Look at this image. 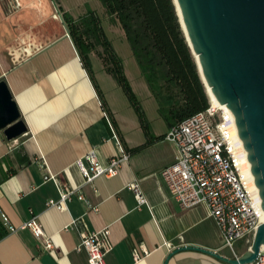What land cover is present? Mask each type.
Segmentation results:
<instances>
[{
    "label": "crops",
    "instance_id": "crops-1",
    "mask_svg": "<svg viewBox=\"0 0 264 264\" xmlns=\"http://www.w3.org/2000/svg\"><path fill=\"white\" fill-rule=\"evenodd\" d=\"M16 1H10L9 8H18ZM55 4L61 14L68 12ZM12 14L5 13L0 2V78L7 82L27 132L9 141L0 129V216L4 213L16 227L8 232L0 218V264H42L48 252L30 229L21 227L32 217L51 238L49 253L58 264H89L87 252L76 250L81 232L104 228L111 245L107 264H229L197 249L178 251L165 263L169 253L182 246L197 245L232 258L208 207L183 208L160 174L180 157L177 146L164 136L170 125L163 130L143 127L136 112L119 113L93 71L103 105L67 29H35L27 14ZM100 71L107 73L102 64ZM19 144L29 156L23 164L12 152ZM121 148L129 157L116 175L84 182L78 159L94 150L95 158L105 163ZM51 175L81 187L91 207L75 196L62 208L49 206L48 200L59 198L57 182L45 178ZM133 181L146 198L140 206L128 187ZM250 244H237V255ZM139 245L146 254L140 249L141 257L134 260L131 249Z\"/></svg>",
    "mask_w": 264,
    "mask_h": 264
},
{
    "label": "water",
    "instance_id": "water-1",
    "mask_svg": "<svg viewBox=\"0 0 264 264\" xmlns=\"http://www.w3.org/2000/svg\"><path fill=\"white\" fill-rule=\"evenodd\" d=\"M51 0L27 4L20 13L32 21L52 11ZM181 27L195 58L198 72L216 100L230 110L238 137L246 151L250 171L264 211V0H173ZM40 12H39V11ZM17 12V13H18ZM58 27L67 29L58 14ZM0 129L12 141L27 132V126L4 78H0ZM17 162L29 160L22 144L12 150ZM264 246V221L256 229L251 244L238 257L196 246L174 249L166 258L185 249L199 250L229 264H250ZM42 264H58L51 253Z\"/></svg>",
    "mask_w": 264,
    "mask_h": 264
},
{
    "label": "built area",
    "instance_id": "built-area-1",
    "mask_svg": "<svg viewBox=\"0 0 264 264\" xmlns=\"http://www.w3.org/2000/svg\"><path fill=\"white\" fill-rule=\"evenodd\" d=\"M109 125L112 135L116 137L114 127L110 122ZM164 136L180 152L177 161L160 171L169 191L183 208L205 204L209 217L214 220L220 232L223 246L231 251V257H238L235 251L236 242L247 238L252 241L256 229L264 220L261 206L247 190L241 175L229 114L209 99L206 109L171 125ZM128 157L129 152L121 148L118 155L102 163L95 158L94 150H90L77 160V166L84 182L92 184L100 176L116 175ZM45 178L54 179L59 189V198L48 200L49 206L62 208L75 196L91 207L81 187L59 182L52 175ZM128 187L133 190L138 206L146 203L138 181L131 182ZM0 218L8 232L16 230L4 213ZM21 227L31 230L40 241L42 251L49 252L53 249L51 238L44 234L36 217L27 220ZM108 234V228L94 232L83 230L76 250L87 252L89 264H107L105 254L111 248ZM140 249L146 254L141 245L132 247L134 260L141 257ZM250 264H264L263 246L257 258Z\"/></svg>",
    "mask_w": 264,
    "mask_h": 264
},
{
    "label": "trees",
    "instance_id": "trees-1",
    "mask_svg": "<svg viewBox=\"0 0 264 264\" xmlns=\"http://www.w3.org/2000/svg\"><path fill=\"white\" fill-rule=\"evenodd\" d=\"M100 1L105 11L114 16L122 27L152 96L167 113V123L171 126L206 109L209 98L181 27L174 1ZM62 17L102 104H105V100L96 84L90 59V54L96 52L98 45L103 48L97 54L104 70L122 87L125 97L138 115L140 124L147 127L140 103L122 70L121 60L112 49L95 11L88 9L78 19H74L68 12H63ZM144 145L146 144L138 148ZM3 235L0 229V238Z\"/></svg>",
    "mask_w": 264,
    "mask_h": 264
},
{
    "label": "rangeland",
    "instance_id": "rangeland-1",
    "mask_svg": "<svg viewBox=\"0 0 264 264\" xmlns=\"http://www.w3.org/2000/svg\"><path fill=\"white\" fill-rule=\"evenodd\" d=\"M38 0H36L37 2ZM52 10L54 14H58L62 17L59 8L56 3L64 6L70 15L78 19L83 16L88 9H92L97 14L101 27L104 30L112 49L120 58L123 71L130 82L136 97L140 103L141 109L144 114V118L147 124L155 129H165L167 127V113L162 108L163 106L152 96L147 82L133 56L132 50L128 41L125 38L124 31L121 29L119 22L114 16L109 15L100 0H51ZM67 27V26H66ZM101 45L96 46V52L90 54L91 66L95 71L101 87L106 96H112L115 109L123 115L135 114L134 109L130 105L125 93L117 84V81L113 76L104 71H100L102 64L100 57H98L97 51L102 52ZM103 68V65H102ZM104 69V68H103ZM207 94V93H206ZM208 95V94H207ZM208 98L210 99L209 95ZM251 242L250 238L240 240L236 242V245H241L245 248Z\"/></svg>",
    "mask_w": 264,
    "mask_h": 264
},
{
    "label": "bare ground",
    "instance_id": "bare-ground-1",
    "mask_svg": "<svg viewBox=\"0 0 264 264\" xmlns=\"http://www.w3.org/2000/svg\"><path fill=\"white\" fill-rule=\"evenodd\" d=\"M207 94L209 95L210 100L213 102L214 105H216L217 107L225 109V111L230 116V129H231L233 140L235 143L234 147H236V156L238 158L237 161H239V164H240L241 175H242V178H243V181L245 183L247 190L250 192L252 197L255 199L256 203L260 206L261 199L258 195V189L254 183L253 175L251 174V171H250V163L247 160L246 151L243 148L242 141L238 137L237 130H236V127L234 124V120H232L233 116L225 104H221L216 100L214 95L211 93V89L209 87H207ZM262 214H263L262 218L264 220V211L263 210H262Z\"/></svg>",
    "mask_w": 264,
    "mask_h": 264
},
{
    "label": "flooded vegetation",
    "instance_id": "flooded-vegetation-1",
    "mask_svg": "<svg viewBox=\"0 0 264 264\" xmlns=\"http://www.w3.org/2000/svg\"><path fill=\"white\" fill-rule=\"evenodd\" d=\"M10 1H12V0H0V2L2 3V5H3V8H4V11H5V13H7L8 15H10V13H13L12 15H15L18 11H20V10H22L23 9V7L25 6V5H27V4H33V3H35L36 2V0H17L16 2H18L19 3V5H18V8H16V9H11V8H9V3H10ZM38 1H41V0H38ZM39 11V10H38ZM40 12V11H39ZM44 13V14H46V17H47V15H50L51 16V18H53L54 17V15H53V12L52 11H50L49 10V12L47 11H44V10H41V12L40 13ZM46 17H43V18H41V20L40 21H32L31 19H30V24L32 25V27H34L35 29H39V28H56V29H60V30H62V27L61 28H59L57 25H58V23L56 22V20L55 19H53V20H51L50 19V21H44V22H42V20H46L45 18ZM62 19H63V17H62ZM64 21V20H63ZM65 23V22H64ZM66 25V24H65Z\"/></svg>",
    "mask_w": 264,
    "mask_h": 264
}]
</instances>
